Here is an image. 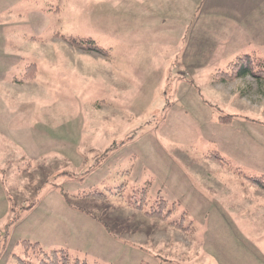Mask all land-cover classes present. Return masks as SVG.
<instances>
[{
	"label": "rangeland",
	"instance_id": "1",
	"mask_svg": "<svg viewBox=\"0 0 264 264\" xmlns=\"http://www.w3.org/2000/svg\"><path fill=\"white\" fill-rule=\"evenodd\" d=\"M251 50L264 0H0V264L24 240L87 264H264V190L235 171L264 174V82L211 78ZM123 180L190 231L75 197Z\"/></svg>",
	"mask_w": 264,
	"mask_h": 264
},
{
	"label": "trees",
	"instance_id": "2",
	"mask_svg": "<svg viewBox=\"0 0 264 264\" xmlns=\"http://www.w3.org/2000/svg\"><path fill=\"white\" fill-rule=\"evenodd\" d=\"M61 38L74 47H79L98 54L107 53L102 48H99L97 45H95L90 38ZM36 72L37 69L35 64H29L26 66V71L23 74V78L21 80H14L18 82H24L28 79H33L36 77ZM211 78L214 81L249 78L256 83L264 82V56L257 54L253 50L248 51L247 53L238 54L234 57V59L226 64L225 68L217 69V72H214L211 75ZM229 120L230 119L228 116H224L220 118L219 121L227 122ZM206 158L218 161L224 166H230V162L225 160L224 157L217 152L211 153V156L207 155ZM235 171L244 176V178H246L250 183L264 190V174L260 176H248L246 174L240 173L238 169ZM147 183L149 184V182ZM147 183L143 184V186L139 187L138 189L136 187H132L131 190L126 191L127 181L123 180V182H121V184L118 186L119 190L117 192L114 191L110 192V194H106L102 191L91 190L89 192H82L75 197L90 201H106L108 200V197L110 198L115 196L122 200L127 208L142 212V214L147 218L165 221L169 227H172L175 230L185 231L188 229L190 231L189 228H186L183 225V219H185L186 215L185 212L180 214V218L179 215L173 218V214L176 211L178 202L173 201L169 203L164 197L160 195L149 198ZM108 190L110 189L108 188ZM146 205L148 206L145 208ZM105 226L107 229L110 227L107 223ZM22 248H24L26 259L19 257L18 259L20 264H33V262L28 258L31 254H34V258L38 264H87L85 259H79L76 256H72L65 248H57L45 251L40 247L39 243L29 242L27 240L22 241ZM140 264L147 263L141 262Z\"/></svg>",
	"mask_w": 264,
	"mask_h": 264
},
{
	"label": "crops",
	"instance_id": "3",
	"mask_svg": "<svg viewBox=\"0 0 264 264\" xmlns=\"http://www.w3.org/2000/svg\"><path fill=\"white\" fill-rule=\"evenodd\" d=\"M245 1H250V0H245ZM256 1H263V0H256ZM232 6H234L235 7V9L237 10V13H238V15H243L242 13H241V8H240V6H238V5H236V4H231ZM205 6H206V8L208 9V10H210V11H213V10H211V6L210 5H208L207 3L205 4ZM230 11H232L233 12V10L231 9V6H230ZM214 12V11H213ZM222 12H219V14H221ZM234 13V12H233ZM205 14H206V11H205Z\"/></svg>",
	"mask_w": 264,
	"mask_h": 264
}]
</instances>
